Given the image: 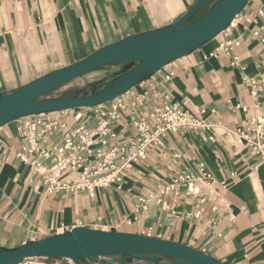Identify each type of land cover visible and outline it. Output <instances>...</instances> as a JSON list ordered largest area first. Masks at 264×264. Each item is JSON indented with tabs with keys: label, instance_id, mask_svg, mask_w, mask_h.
I'll return each instance as SVG.
<instances>
[{
	"label": "crops",
	"instance_id": "1",
	"mask_svg": "<svg viewBox=\"0 0 264 264\" xmlns=\"http://www.w3.org/2000/svg\"><path fill=\"white\" fill-rule=\"evenodd\" d=\"M193 1L0 0V95L126 35L168 25ZM240 16L242 20L226 34L219 33L170 61L120 95L127 106L111 122L116 134L111 145L127 140L134 132L132 119L145 116L165 99L212 125L164 135L161 144L150 146L144 158L122 170L118 182L91 192L48 193L33 166L36 162L51 165L54 151L47 159L33 152L24 161L18 156L26 143L21 135L24 117L0 126V247L85 226L149 232L188 244L224 264H264V161L233 132L264 114V52L259 36L252 34L264 25V0H249ZM228 38H239L234 51L237 66L230 64L231 55L213 54L219 42ZM244 76L257 81L255 95ZM141 93H145L144 104L131 108L130 101ZM78 110L83 114L76 120ZM50 115H59L72 128L83 124L91 129L98 120L88 107ZM59 133L49 137L47 147L59 141ZM202 161L216 179L226 183L215 210L214 203L207 201L200 217L190 219L186 214L195 210L196 198L160 195L169 205L166 209L156 202L157 185L183 169L197 172ZM141 198L146 199V208Z\"/></svg>",
	"mask_w": 264,
	"mask_h": 264
},
{
	"label": "water",
	"instance_id": "2",
	"mask_svg": "<svg viewBox=\"0 0 264 264\" xmlns=\"http://www.w3.org/2000/svg\"><path fill=\"white\" fill-rule=\"evenodd\" d=\"M249 0H194L172 23L133 33L67 66L53 69L0 95V126L20 117L92 107L128 92L170 61L198 48L224 30ZM207 9L192 17L204 6ZM126 64L121 73L89 95L49 97V93L90 70ZM145 254V256H142ZM112 255L105 264L134 259L155 261L169 256L188 264H224L188 244L145 234L76 226L54 235L13 247H0V264H15L28 257H61L78 260Z\"/></svg>",
	"mask_w": 264,
	"mask_h": 264
},
{
	"label": "built area",
	"instance_id": "3",
	"mask_svg": "<svg viewBox=\"0 0 264 264\" xmlns=\"http://www.w3.org/2000/svg\"><path fill=\"white\" fill-rule=\"evenodd\" d=\"M241 20L242 16L239 13L221 33L226 34L228 28ZM252 34L259 36L261 49L264 52V25L259 26ZM238 44L239 38L224 39L219 42L213 54L219 52L229 54L232 56L230 64L237 66L239 61L234 51ZM243 81L250 88L251 94L255 95L257 81L248 76H244ZM144 98L145 93L134 95L130 107L142 106ZM126 106L118 96L113 100L88 107L98 119L96 126L91 129L83 124L72 128L59 115L51 116V112L24 116L21 135L25 137L26 143L22 147V152H18V156L26 161L27 155L35 152L47 159L53 150L54 161L51 165L36 162L33 166L34 173L39 174L43 179L45 191L48 193L83 190L91 192L94 187H103L120 181L122 170L132 161L144 158L150 146L161 144L164 135L180 128L209 129L212 125L190 110L165 99L161 104L147 111L145 116L132 119L134 132L127 140L121 144L111 145L110 140L116 135L111 122L119 118ZM131 113L135 115L134 110ZM82 114V111L78 110L74 118L78 120ZM57 131L60 132L59 141L47 147L49 137ZM233 132L246 147L264 161V114L252 117L243 126L236 127ZM208 139L214 140L211 135ZM197 169V172L180 170L167 183L157 185V196L154 195L156 202L166 209L169 205L160 195L171 193L176 199L181 194L194 197L197 199L195 210L186 214L190 219L200 217L207 201L214 203L212 209L215 210L226 189V183L224 180L216 179L206 169L203 161L198 164ZM140 200L142 208H146V199ZM113 258L112 255H97L76 261L70 258L39 256L28 257L15 264H105L107 259Z\"/></svg>",
	"mask_w": 264,
	"mask_h": 264
},
{
	"label": "rangeland",
	"instance_id": "4",
	"mask_svg": "<svg viewBox=\"0 0 264 264\" xmlns=\"http://www.w3.org/2000/svg\"><path fill=\"white\" fill-rule=\"evenodd\" d=\"M203 12L199 10L192 19L199 17ZM120 65L126 66V64H117L113 66H117L116 69H112L108 74H98V75H80L65 83L64 85L57 88V90L51 92L49 97H69L75 95H89L98 91L102 88L107 82L112 80L115 76L122 72L124 69H120ZM124 264H128V262H124ZM133 264H188L186 262L160 258L155 261L143 260L141 262H134Z\"/></svg>",
	"mask_w": 264,
	"mask_h": 264
},
{
	"label": "bare ground",
	"instance_id": "5",
	"mask_svg": "<svg viewBox=\"0 0 264 264\" xmlns=\"http://www.w3.org/2000/svg\"><path fill=\"white\" fill-rule=\"evenodd\" d=\"M124 65H120V69L123 68ZM117 66H106V67H100V68H96L93 70H90L82 75H87V76H91V75H98V74H108L111 72V70L116 69Z\"/></svg>",
	"mask_w": 264,
	"mask_h": 264
},
{
	"label": "trees",
	"instance_id": "6",
	"mask_svg": "<svg viewBox=\"0 0 264 264\" xmlns=\"http://www.w3.org/2000/svg\"><path fill=\"white\" fill-rule=\"evenodd\" d=\"M142 256H145V254H142ZM160 258H167V259H172V260L181 261V260H179V259H176V258H173V257H169V256H164V255L159 256V259H160ZM182 262H183V261H182Z\"/></svg>",
	"mask_w": 264,
	"mask_h": 264
}]
</instances>
